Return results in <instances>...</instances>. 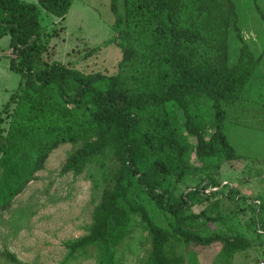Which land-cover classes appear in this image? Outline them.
<instances>
[{
  "label": "trees",
  "instance_id": "16d2710c",
  "mask_svg": "<svg viewBox=\"0 0 264 264\" xmlns=\"http://www.w3.org/2000/svg\"><path fill=\"white\" fill-rule=\"evenodd\" d=\"M118 2L110 0L113 34L104 43L116 44L121 59L115 73L103 74L45 58L59 33L44 30L40 10L63 21L73 0H0V40L9 36L15 54L9 67L20 75L0 109V208L23 190L49 152L79 144L59 175L77 177L93 164L102 190L86 234L63 243L60 264L90 251L97 264H124L117 251L135 219L147 242L136 264H185L183 249L213 245L220 246L217 260L229 264L251 247L250 240L199 233L198 219L217 223L223 217H210L206 207L191 209L218 192H208L220 187L211 174L246 159L236 153L224 126L242 123L246 108L248 128L256 129L252 118L261 116L253 110L264 115V103L248 93L262 56L255 57L244 42L233 0H121L122 11ZM255 10L264 23V8ZM232 27L240 46L230 66ZM100 49L89 48L81 58ZM199 174L205 176L191 179ZM146 204L164 215L167 227L154 221ZM258 225L264 233V219ZM1 256L10 264H27L7 250ZM186 257L197 264L193 252Z\"/></svg>",
  "mask_w": 264,
  "mask_h": 264
},
{
  "label": "rangeland",
  "instance_id": "374dc122",
  "mask_svg": "<svg viewBox=\"0 0 264 264\" xmlns=\"http://www.w3.org/2000/svg\"><path fill=\"white\" fill-rule=\"evenodd\" d=\"M21 1L36 3V0ZM233 2L236 24L244 42L255 57L262 56L259 72L255 74L249 87V97L253 99V93L258 92L257 90L264 93L259 84V80H264V23L255 10L257 6L264 8V0ZM118 9L122 11L121 0L118 2ZM113 21L110 0H73L63 21L40 10V22L44 30L51 31L56 28L59 33L49 44L46 60L59 62L85 73H115L121 59V50L114 43H104L113 34ZM9 42L8 35L0 40V109L9 101L20 80L19 73L9 67L10 59L15 57ZM96 46L101 47L98 52L88 58H81L87 49ZM239 46L232 27L228 51L230 66L237 60ZM248 112V108L241 112L242 123L228 121L224 126V133L230 144L237 154L246 159L236 167L224 164L219 172L211 174L219 181L220 187L208 192H218L205 203L197 204L191 209L198 213L206 207V213L210 217H223L217 223L204 218L198 219L195 230L199 233H233L250 240L251 247L236 253L229 264L264 263V233L263 228L258 225V221L264 219V160L262 151L257 148L255 151L259 153L254 155L258 159L247 157L246 132L252 131L246 127L250 121ZM252 113L261 115L257 121L255 116L252 118L255 132L260 130L264 133L262 110L255 109ZM7 125L8 121L3 127L7 128ZM78 147L79 144L66 143L54 148L23 190L7 207L0 208V264H10L1 256L4 250L15 254L20 261L27 264H60L66 257L63 243L86 234L93 205L99 200L102 190L99 171L90 164L77 177L70 173L59 175L67 156ZM200 176L204 177L205 174L193 175L191 179ZM194 182L195 180L191 181ZM146 207L159 226L167 227L168 222L162 213L157 212L151 205L146 204ZM135 220L129 238L117 251V260L124 264H136L147 248L146 233L138 220ZM219 250L218 245L205 248L189 246L182 250V254L185 264H191L186 257L188 251L194 253L197 264H223L217 260ZM66 264L97 262L90 251L75 260L67 261Z\"/></svg>",
  "mask_w": 264,
  "mask_h": 264
},
{
  "label": "crops",
  "instance_id": "0c3cea01",
  "mask_svg": "<svg viewBox=\"0 0 264 264\" xmlns=\"http://www.w3.org/2000/svg\"><path fill=\"white\" fill-rule=\"evenodd\" d=\"M259 84H261V87L264 90V80L261 81L259 80ZM260 87V85H258ZM258 92L253 93V100H258V101H264V93L262 91L257 90ZM263 94V96L261 94ZM252 130L251 133L248 131L246 132V148H247V157L253 158L254 160L258 159L259 157L255 156L254 154H258L259 152H256L255 149L257 148L258 151H262V158L264 160V133L260 132H255L256 130ZM242 134V133H241ZM256 202V201H255Z\"/></svg>",
  "mask_w": 264,
  "mask_h": 264
},
{
  "label": "built area",
  "instance_id": "2783aa9c",
  "mask_svg": "<svg viewBox=\"0 0 264 264\" xmlns=\"http://www.w3.org/2000/svg\"><path fill=\"white\" fill-rule=\"evenodd\" d=\"M261 264H264V263H261Z\"/></svg>",
  "mask_w": 264,
  "mask_h": 264
}]
</instances>
